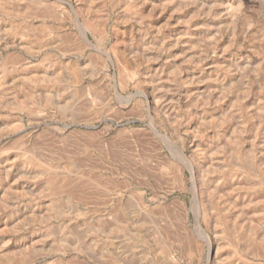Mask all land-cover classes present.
<instances>
[{"label": "rangeland", "instance_id": "rangeland-1", "mask_svg": "<svg viewBox=\"0 0 264 264\" xmlns=\"http://www.w3.org/2000/svg\"><path fill=\"white\" fill-rule=\"evenodd\" d=\"M0 264H264V0H0Z\"/></svg>", "mask_w": 264, "mask_h": 264}, {"label": "bare ground", "instance_id": "bare-ground-1", "mask_svg": "<svg viewBox=\"0 0 264 264\" xmlns=\"http://www.w3.org/2000/svg\"><path fill=\"white\" fill-rule=\"evenodd\" d=\"M211 248V247H210Z\"/></svg>", "mask_w": 264, "mask_h": 264}]
</instances>
